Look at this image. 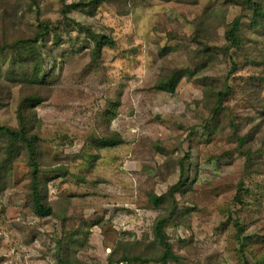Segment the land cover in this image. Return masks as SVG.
Segmentation results:
<instances>
[{
  "label": "rangeland",
  "instance_id": "rangeland-1",
  "mask_svg": "<svg viewBox=\"0 0 264 264\" xmlns=\"http://www.w3.org/2000/svg\"><path fill=\"white\" fill-rule=\"evenodd\" d=\"M78 1L0 0V43L52 22L22 63L40 67L33 132L52 213H33L26 149L0 136V264H160L159 216L167 264H264V0H102L61 15ZM2 59L0 124L16 127L24 81ZM175 70V91L157 89Z\"/></svg>",
  "mask_w": 264,
  "mask_h": 264
},
{
  "label": "trees",
  "instance_id": "trees-1",
  "mask_svg": "<svg viewBox=\"0 0 264 264\" xmlns=\"http://www.w3.org/2000/svg\"><path fill=\"white\" fill-rule=\"evenodd\" d=\"M32 4L38 3V0H30ZM63 1V0H62ZM81 1V2H80ZM102 0H89L88 3L84 4L83 0H79L78 3L64 4L60 10L61 15H66L74 10H82L83 7H94L97 6ZM231 3H235V0H226ZM244 4L249 6H258L254 0H245ZM254 14L258 16L257 8H254ZM241 24V18L237 17L233 20L231 25H229L225 31L226 39L232 43V45L238 44V31ZM52 22L50 20L40 21L37 25L36 32L34 36H19L14 37L11 41H6V43H0V56L3 57L2 62H7V72L6 77H12L15 79L23 80L21 96L18 100L16 118L17 126L9 127L0 124V136L5 137L8 142L14 140L21 142L27 152L28 166L30 169V193L33 206V213L37 217H46L51 215L52 209L49 205L44 203L43 196L40 190V168L38 166V135L34 133V125L37 124V116L35 113V106L39 104L42 98L36 94H32V90H35L36 84L41 83L39 80L40 67L32 65L30 70V62L27 64H22L25 55L31 53V46L35 44L39 39L44 40L50 33V27ZM106 45L110 43L108 39H103L101 42ZM24 69H21L23 68ZM20 68V69H19ZM14 70V72L12 71ZM23 70V71H22ZM22 72V74H21ZM19 74L20 76H18ZM181 78V71L175 70L168 80L160 82L156 85V88L168 93H173L179 79ZM10 81V79H7ZM4 83L0 81V94L1 87ZM31 93V94H30ZM229 93V88L226 87L224 91L217 92L215 97L217 102L220 103L223 98ZM103 145L110 146L114 142L107 139L102 140ZM2 167L5 168V162L2 163ZM1 176V175H0ZM181 184H176L173 186L172 191L177 190ZM148 201L153 207H158L162 202L160 197L155 195H150ZM172 209V213H173ZM167 222V218L164 216H159L154 224L152 234L154 239L163 247L162 256L158 259L160 264H167L169 260H176L177 257L173 254L171 249V244L168 241L166 233L164 232V225ZM62 261V260H61ZM129 261H148V259H143L141 257H133ZM109 264H125L126 260H120L119 263L109 260ZM61 264H67L63 261Z\"/></svg>",
  "mask_w": 264,
  "mask_h": 264
}]
</instances>
